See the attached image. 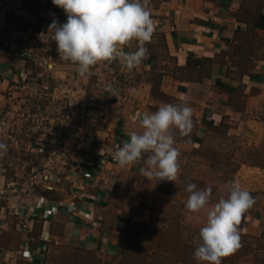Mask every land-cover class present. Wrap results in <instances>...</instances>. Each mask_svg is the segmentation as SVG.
<instances>
[{"label": "crops", "instance_id": "1", "mask_svg": "<svg viewBox=\"0 0 264 264\" xmlns=\"http://www.w3.org/2000/svg\"><path fill=\"white\" fill-rule=\"evenodd\" d=\"M148 9L155 30L145 44L146 58L133 69L114 60L123 99L95 86L94 66L81 76L77 65L60 59L52 39L57 92L45 105L61 132V160L34 196L16 191L28 175L23 167L34 170L39 158L14 149L8 134H0V143L7 145L0 156V264H53L51 255L60 248L91 254L102 263L118 262L123 235L148 224L152 214V206L136 192L143 159L131 167L113 159L130 132L142 131L138 114L187 102L194 127L188 136L175 128L172 134L178 162L188 165L197 162L195 152L208 132L225 118L246 115L263 99L264 0H148ZM53 19L63 24L67 17L52 0H0V126L24 141L28 137L16 112L26 105L25 80L37 67L17 56V46L22 36ZM137 47L133 40L123 51ZM140 177L138 191L148 195L158 181ZM245 232L254 248L240 264H264V203L246 219ZM22 248L30 257L20 254Z\"/></svg>", "mask_w": 264, "mask_h": 264}, {"label": "clouds", "instance_id": "2", "mask_svg": "<svg viewBox=\"0 0 264 264\" xmlns=\"http://www.w3.org/2000/svg\"><path fill=\"white\" fill-rule=\"evenodd\" d=\"M63 9L67 20L59 24L56 19L48 26L57 44L59 58L77 65L81 76L100 62L119 60L127 69L138 67L146 58L155 30V22L148 9V0H52ZM137 41L133 52H124L123 46ZM111 90V89H110ZM115 96V95H114ZM142 131H132L113 159L120 167L136 166L143 159L141 175L156 181H174L180 168L179 151L174 146L172 129L188 136L192 130V109L182 104L166 103L155 112L138 114ZM7 145L0 143V156L6 154ZM144 154L147 157L144 158ZM102 155V153H101ZM227 198L221 197L209 205L212 189H197L193 183L186 186L189 193L185 208L190 213L206 209V223L200 228V243L194 259L203 264H221L225 257L241 247V222L255 199L239 182L228 186Z\"/></svg>", "mask_w": 264, "mask_h": 264}, {"label": "rangeland", "instance_id": "3", "mask_svg": "<svg viewBox=\"0 0 264 264\" xmlns=\"http://www.w3.org/2000/svg\"><path fill=\"white\" fill-rule=\"evenodd\" d=\"M256 106L244 116L225 118L221 127L208 132L204 146L195 152L197 162H178L176 180L158 181L144 195L138 191L143 183L139 175L136 192L138 198L143 197V202L152 206L151 219L123 235L125 250L118 262L102 263L91 254L60 248L51 255L53 264H203L194 259V251L200 243L199 231L206 223L207 210H186V186L193 183L198 190L210 187L212 195L207 207H211L221 197L227 198V186L233 181L255 199L240 225L241 247L221 259V264H240V257L254 248L253 238L245 232L246 219L264 203V97Z\"/></svg>", "mask_w": 264, "mask_h": 264}, {"label": "built area", "instance_id": "4", "mask_svg": "<svg viewBox=\"0 0 264 264\" xmlns=\"http://www.w3.org/2000/svg\"><path fill=\"white\" fill-rule=\"evenodd\" d=\"M48 26L43 25L37 31L26 33L20 38L17 46V56L31 60L37 67V70L25 80L23 90L26 105L16 112V118L28 138L24 141L21 136L13 134L6 128V125L0 126V134H8L14 149L39 158L34 170L28 172L27 168L23 167V171L28 175L25 182L16 188V191H24L31 196H34L38 187L47 186L56 172L63 144L61 132L49 119L48 108L45 105L47 100L53 98L52 94L57 92V88L52 84L54 63L50 53L52 34L48 33ZM91 75L95 86L105 95L117 99L124 98L123 79L116 72L114 61L98 63L93 67ZM21 227L27 229L28 225L23 223ZM20 254L30 257V253L23 248Z\"/></svg>", "mask_w": 264, "mask_h": 264}, {"label": "trees", "instance_id": "5", "mask_svg": "<svg viewBox=\"0 0 264 264\" xmlns=\"http://www.w3.org/2000/svg\"><path fill=\"white\" fill-rule=\"evenodd\" d=\"M124 253V252H123Z\"/></svg>", "mask_w": 264, "mask_h": 264}]
</instances>
